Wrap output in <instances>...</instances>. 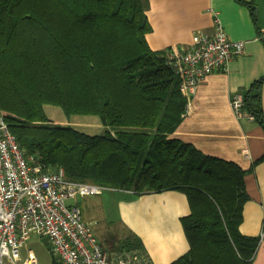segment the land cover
I'll return each instance as SVG.
<instances>
[{"label": "trees", "instance_id": "trees-1", "mask_svg": "<svg viewBox=\"0 0 264 264\" xmlns=\"http://www.w3.org/2000/svg\"><path fill=\"white\" fill-rule=\"evenodd\" d=\"M148 0H0V115L25 156L67 180L134 197L178 191L188 251L171 264H251L259 239L239 232L248 171L172 137L187 100L168 66L171 49L152 51ZM242 93V110L264 130L261 84ZM94 116L89 135L55 127L43 107ZM113 252L146 254L125 230ZM52 264H56L52 258Z\"/></svg>", "mask_w": 264, "mask_h": 264}, {"label": "crops", "instance_id": "crops-1", "mask_svg": "<svg viewBox=\"0 0 264 264\" xmlns=\"http://www.w3.org/2000/svg\"><path fill=\"white\" fill-rule=\"evenodd\" d=\"M148 5L146 41L152 51H186L194 33L212 32L213 12L231 41L245 42L243 53L225 71L197 86L172 137L248 171L239 232L259 239L251 264H264V130L255 120L237 119L229 105L233 94L264 77V0H148ZM261 107L264 118V80ZM117 212L121 227L141 240L152 264H171L188 251L180 222L189 214L183 193L125 197L117 201Z\"/></svg>", "mask_w": 264, "mask_h": 264}, {"label": "built area", "instance_id": "built-area-1", "mask_svg": "<svg viewBox=\"0 0 264 264\" xmlns=\"http://www.w3.org/2000/svg\"><path fill=\"white\" fill-rule=\"evenodd\" d=\"M213 14L211 33H194L189 49L167 58L187 101L206 76L225 71L244 50L245 42L231 41ZM229 105L237 119L254 120L242 110V94H233ZM104 190L110 189L67 180L62 168L45 171L39 159L24 155L0 115V264H39L32 251L22 255L30 236L47 242L56 264H152L137 251H104L83 221L76 199Z\"/></svg>", "mask_w": 264, "mask_h": 264}, {"label": "rangeland", "instance_id": "rangeland-1", "mask_svg": "<svg viewBox=\"0 0 264 264\" xmlns=\"http://www.w3.org/2000/svg\"><path fill=\"white\" fill-rule=\"evenodd\" d=\"M48 119L55 127L68 126L89 135L102 134L104 132L97 117L94 116H70L66 117L63 112L53 106L43 107ZM125 197L134 198L133 194L126 195L123 192L104 190L101 195L78 197L76 204L81 210L82 219L91 225L94 235L106 252H113V245L117 239L122 237L125 229L121 227L118 219L117 201ZM74 204V200L66 201V205ZM112 222L111 224H109ZM32 251L38 259L39 264H52V256L49 253L45 240L36 236H30L22 249L25 256Z\"/></svg>", "mask_w": 264, "mask_h": 264}]
</instances>
